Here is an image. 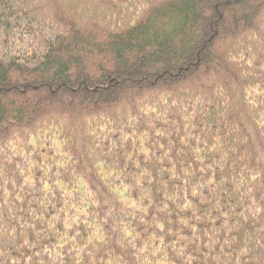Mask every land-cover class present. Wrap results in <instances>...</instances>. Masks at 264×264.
<instances>
[{"label": "trees", "instance_id": "trees-1", "mask_svg": "<svg viewBox=\"0 0 264 264\" xmlns=\"http://www.w3.org/2000/svg\"><path fill=\"white\" fill-rule=\"evenodd\" d=\"M0 264H264V0H0Z\"/></svg>", "mask_w": 264, "mask_h": 264}]
</instances>
